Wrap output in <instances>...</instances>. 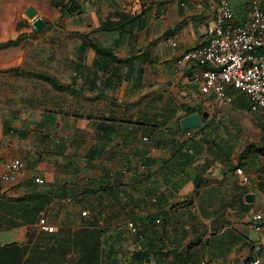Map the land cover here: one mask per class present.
Returning a JSON list of instances; mask_svg holds the SVG:
<instances>
[{
  "label": "crops",
  "instance_id": "crops-1",
  "mask_svg": "<svg viewBox=\"0 0 264 264\" xmlns=\"http://www.w3.org/2000/svg\"><path fill=\"white\" fill-rule=\"evenodd\" d=\"M218 1L75 0L70 14L50 2L44 16L0 20V263L118 264L125 246L149 264H244L260 244L264 264V234L249 226L264 209V158L245 153L260 118L238 115L234 90L230 103L202 96L196 67L176 66L209 40ZM194 113L207 118L183 131ZM14 159L23 168L4 182Z\"/></svg>",
  "mask_w": 264,
  "mask_h": 264
},
{
  "label": "built area",
  "instance_id": "built-area-1",
  "mask_svg": "<svg viewBox=\"0 0 264 264\" xmlns=\"http://www.w3.org/2000/svg\"><path fill=\"white\" fill-rule=\"evenodd\" d=\"M244 9L245 18L237 22L229 1L219 0L215 25L208 28L209 40L203 47L182 54L176 66L196 67L192 80L198 85L202 96L213 95L221 102L230 103L228 90H234L242 94L250 103L252 112L263 119L264 0H246ZM22 168L20 160L8 161L1 180L14 181ZM236 174L241 184H250V176L242 169H237ZM34 183L42 185L43 180L35 179ZM80 215L86 217L88 214L82 211ZM249 226L254 232L264 234V209L252 215ZM39 228L43 232H54V228L42 219L39 220ZM128 228L133 233L137 232L133 223H128ZM260 254L261 245H253L250 257L244 264H263Z\"/></svg>",
  "mask_w": 264,
  "mask_h": 264
},
{
  "label": "rangeland",
  "instance_id": "rangeland-1",
  "mask_svg": "<svg viewBox=\"0 0 264 264\" xmlns=\"http://www.w3.org/2000/svg\"><path fill=\"white\" fill-rule=\"evenodd\" d=\"M64 1L65 0H0V20L2 19L5 22L4 24L11 21L13 18L15 20H19L21 13L28 7H33L34 9L38 10V14L36 10L34 9H30L28 11V12H33L35 16H44L47 14L49 10H51L50 2H53V4H56V5H63ZM237 3L243 4V7H244L246 4V0H237ZM0 74H5V73L0 72ZM237 95H238L237 101L239 104H241L240 111L237 112L238 115L246 117V118L253 117L255 120L258 119L259 117L257 116V113L252 112L250 103L246 101L242 97L243 95L241 96L240 93L237 92ZM256 124L259 126L261 124V121H256ZM231 125L233 124H230V123L228 124V126H231ZM256 138H257V135L255 134L254 130L248 133L247 142L249 143V145H248V150L245 152L246 154H249L250 152L253 153L250 147L254 145L255 143H251V141L255 140ZM133 236H134L133 248L135 250H138L136 241L139 239V237L137 235H133ZM1 239L2 237L0 236V242H3V240ZM132 253L133 252L131 248L127 249L125 246H120L119 248L120 257H119L118 264H135V263L144 264L142 262L143 256H138L136 254V259L134 260L133 258H131ZM88 264H91V262H89Z\"/></svg>",
  "mask_w": 264,
  "mask_h": 264
},
{
  "label": "trees",
  "instance_id": "trees-1",
  "mask_svg": "<svg viewBox=\"0 0 264 264\" xmlns=\"http://www.w3.org/2000/svg\"><path fill=\"white\" fill-rule=\"evenodd\" d=\"M74 2H75V0H69V2H67L66 4H63V5H56V4H53V5L55 7H58L62 14H70L73 11ZM12 43H15V42H8V43H5L4 45H10ZM128 73H129V69L127 68L125 70V74L127 75V78H130L131 76H128ZM44 79L46 81H49L52 84V86L56 87L59 90L67 89V87L60 86L59 84H57V82H55L54 78H52L51 76L46 75V76H44ZM260 121H261V124L259 125V127L261 129V136H260L258 142L255 143L254 145H252L250 148L252 149V151L255 155H258V156L264 158V118L263 119L260 118ZM247 150H248V147H247L246 151ZM39 211H40L39 208L38 209H31L30 216L31 215H32V217L37 216ZM144 259H145V257L142 260L144 261ZM0 264H6V263L3 262Z\"/></svg>",
  "mask_w": 264,
  "mask_h": 264
},
{
  "label": "water",
  "instance_id": "water-1",
  "mask_svg": "<svg viewBox=\"0 0 264 264\" xmlns=\"http://www.w3.org/2000/svg\"><path fill=\"white\" fill-rule=\"evenodd\" d=\"M30 17L33 18V15H30ZM32 20H33L32 26L36 31H40L41 29H43L45 24L42 21V19L34 18ZM206 118H207L206 113H203L202 115L194 113V114L188 115L184 118H181L179 120V125L183 131L198 129L200 127V120L206 119ZM245 201L247 203H252L253 202V196L247 195L245 197ZM139 246L141 249L145 248V244L142 241L139 242ZM149 262H150L149 258L145 259V263H149Z\"/></svg>",
  "mask_w": 264,
  "mask_h": 264
}]
</instances>
